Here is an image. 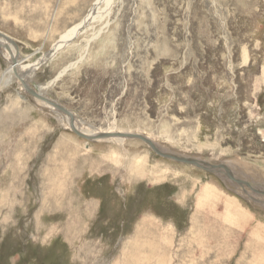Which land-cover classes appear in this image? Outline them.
Listing matches in <instances>:
<instances>
[{
  "label": "rangeland",
  "instance_id": "1",
  "mask_svg": "<svg viewBox=\"0 0 264 264\" xmlns=\"http://www.w3.org/2000/svg\"><path fill=\"white\" fill-rule=\"evenodd\" d=\"M96 1L0 0V32L36 65ZM108 4L26 80L81 131L142 133L264 182V0ZM4 54L0 264H264V209L142 141L80 138L15 75L2 85Z\"/></svg>",
  "mask_w": 264,
  "mask_h": 264
},
{
  "label": "water",
  "instance_id": "2",
  "mask_svg": "<svg viewBox=\"0 0 264 264\" xmlns=\"http://www.w3.org/2000/svg\"><path fill=\"white\" fill-rule=\"evenodd\" d=\"M0 38H5L8 43L13 44L18 50V45L10 37L0 32ZM13 65L15 67L17 65L16 58L13 60ZM14 71L16 73L17 78L22 83L24 90L33 98L52 106L60 113L66 115L69 118L70 129L80 138H83L90 142L108 139L140 140L145 143L156 155L164 159L203 170L209 174L216 176L224 184H232L238 191H241L242 194L234 190L233 192L239 194L240 196L248 200L250 203L264 209V182L259 179L260 175L257 171L249 170L246 165H238L232 161H222L215 163L213 161L201 157L176 152L164 145L159 144L149 136H146L142 133L100 132L95 135H88L76 126V117L70 110L66 109L56 100L47 97L45 94L40 93L38 85L36 83L28 82L18 73L16 69H14ZM32 85L35 88H33ZM247 171H252V173H255L254 175L256 178L251 177V175L248 174ZM243 194L245 197L243 196Z\"/></svg>",
  "mask_w": 264,
  "mask_h": 264
},
{
  "label": "bare ground",
  "instance_id": "3",
  "mask_svg": "<svg viewBox=\"0 0 264 264\" xmlns=\"http://www.w3.org/2000/svg\"><path fill=\"white\" fill-rule=\"evenodd\" d=\"M109 2H110V0H97L96 3L92 6V8L89 10L87 16L85 18H83L78 24H76L72 29L67 30L63 35H61L60 39L54 44V46L51 49V51L49 52V54H47L44 57V59L41 61L42 63L41 62L40 63L43 64V61L45 62L48 58H51L52 56H55V54L58 51H60L64 47H67L76 38V36H78L79 33L83 32L85 30V28L92 21H94L96 19V16L98 15V13L100 15V12H99L100 11V7L102 5H104V4H108ZM0 47L4 48V51L7 53V54H4V56H5L6 60H7V62L9 64H11L9 66L8 70L6 71V73H4V75L2 76V79H1L2 85L7 86V85H9L12 82L13 76L14 75L16 76V73H15L14 69H16L18 71V73L24 79H29L30 80V79L33 78V75L35 73V68H37L36 66L38 64H40V63H38L36 65H28V66L24 65L23 66L22 65L23 63L20 60L19 50H17V48L13 44L8 43L5 40V38H0ZM15 58L17 59L16 67L13 65V60ZM28 82H31V81H28ZM38 89H39L40 93L45 94L44 92H42V90H41V88H39V86H38ZM43 104H45V103H43ZM45 105L50 107V108H52L54 111H56L60 115L62 114L59 111H57L55 108H53L52 106H50L48 104H45ZM62 115H64V114H62ZM63 118H64V120L66 122H68V125H69V118L66 115H64ZM83 132L88 134V135H95L97 133H100L98 131H93V132L83 131ZM108 140H110V139H108ZM88 142H90V141H88ZM147 262H149V259L147 257L140 258V257H137V256H131L130 259L128 260L127 264H142V263H147Z\"/></svg>",
  "mask_w": 264,
  "mask_h": 264
}]
</instances>
